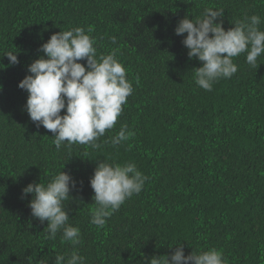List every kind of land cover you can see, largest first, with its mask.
<instances>
[{
    "label": "trees",
    "instance_id": "obj_1",
    "mask_svg": "<svg viewBox=\"0 0 264 264\" xmlns=\"http://www.w3.org/2000/svg\"><path fill=\"white\" fill-rule=\"evenodd\" d=\"M207 8L224 10L225 30L258 15L264 31V0H0V264H54L77 249L85 264H148L179 243L185 255L217 249L226 264H264V54L255 68L241 53L231 78L211 91L198 87L193 69L202 62L189 60L187 34L174 29ZM76 27L94 39L97 59L115 52L133 92L98 148L56 149L53 134L30 120L28 93L17 85L52 34ZM125 125L135 135L113 146ZM100 161L135 164L147 177L102 228L91 223L89 184ZM60 171L76 181L64 202L80 229L76 246L62 242V230L46 239L47 221L31 215L32 197L22 195Z\"/></svg>",
    "mask_w": 264,
    "mask_h": 264
},
{
    "label": "clouds",
    "instance_id": "obj_2",
    "mask_svg": "<svg viewBox=\"0 0 264 264\" xmlns=\"http://www.w3.org/2000/svg\"><path fill=\"white\" fill-rule=\"evenodd\" d=\"M223 11L207 8L201 18L184 17L174 29L177 36L187 34L182 44L189 60L196 58L202 62L193 70L195 84L205 91H211L214 82L231 78L238 71L233 58L247 53L246 62L257 68L258 57L264 54V31L259 28L261 18L245 15L225 30L221 19ZM112 42L116 43L115 37ZM94 43L81 27L52 34L38 49L44 55L28 65V74L18 82L17 86L28 93L24 110L37 128L43 126L53 134L56 149L63 144L98 148L96 141L114 127L122 105L133 92L132 84L126 79V69L115 58V52L97 59ZM3 56L7 57L9 66L19 63L15 52ZM81 60L86 61V66L78 62ZM61 110H64L63 115ZM134 135L125 125L111 142L117 146ZM146 180L135 164L121 166L100 161L89 180L94 192L92 199L97 205L92 210L91 223L102 228L106 218L126 199L141 192ZM75 188L73 177L60 171L47 185L29 183L22 189V195L32 197L31 215L41 222L47 221L46 239H55L62 230V242L73 246L81 244L80 229L69 224L64 203L71 199L69 193ZM176 245L170 255L153 256L148 264H226L217 249L185 255L183 246ZM54 264H85V257L77 249L68 257L55 256Z\"/></svg>",
    "mask_w": 264,
    "mask_h": 264
}]
</instances>
